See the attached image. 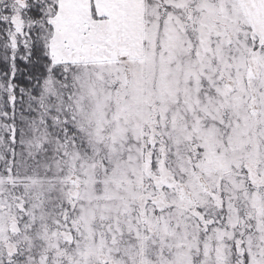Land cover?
Here are the masks:
<instances>
[{
	"label": "snow or ice",
	"instance_id": "1",
	"mask_svg": "<svg viewBox=\"0 0 264 264\" xmlns=\"http://www.w3.org/2000/svg\"><path fill=\"white\" fill-rule=\"evenodd\" d=\"M0 264H264V0H0Z\"/></svg>",
	"mask_w": 264,
	"mask_h": 264
}]
</instances>
